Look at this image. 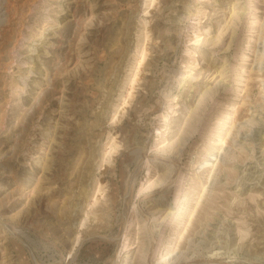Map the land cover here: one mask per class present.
Wrapping results in <instances>:
<instances>
[{
  "label": "rangeland",
  "instance_id": "obj_1",
  "mask_svg": "<svg viewBox=\"0 0 264 264\" xmlns=\"http://www.w3.org/2000/svg\"><path fill=\"white\" fill-rule=\"evenodd\" d=\"M263 35L264 0H0V264H264Z\"/></svg>",
  "mask_w": 264,
  "mask_h": 264
},
{
  "label": "bare ground",
  "instance_id": "obj_2",
  "mask_svg": "<svg viewBox=\"0 0 264 264\" xmlns=\"http://www.w3.org/2000/svg\"><path fill=\"white\" fill-rule=\"evenodd\" d=\"M263 36H264V35H263ZM262 39H263V38H262ZM261 44H262V43H261ZM263 47H264V46H263ZM257 68H258V67H257ZM165 160H166V159H165ZM171 179L173 180V177H172ZM172 180H171V181H172ZM175 192H176V191H175ZM155 264H156V263H155Z\"/></svg>",
  "mask_w": 264,
  "mask_h": 264
}]
</instances>
